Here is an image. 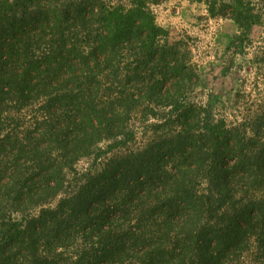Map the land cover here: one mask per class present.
<instances>
[{"label":"trees","instance_id":"1","mask_svg":"<svg viewBox=\"0 0 264 264\" xmlns=\"http://www.w3.org/2000/svg\"><path fill=\"white\" fill-rule=\"evenodd\" d=\"M163 1L0 0V264H264V112L187 101Z\"/></svg>","mask_w":264,"mask_h":264},{"label":"rangeland","instance_id":"2","mask_svg":"<svg viewBox=\"0 0 264 264\" xmlns=\"http://www.w3.org/2000/svg\"><path fill=\"white\" fill-rule=\"evenodd\" d=\"M247 5L259 16L251 28L237 13ZM152 9L167 40L184 44L188 64L198 75L188 91V102L210 106L213 118L230 122L264 112V0H165ZM143 110L139 107L133 115L138 135L142 123L155 121L149 116L146 121ZM90 162L82 159L77 168ZM242 260L245 264L263 262L254 243Z\"/></svg>","mask_w":264,"mask_h":264}]
</instances>
